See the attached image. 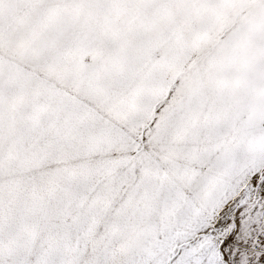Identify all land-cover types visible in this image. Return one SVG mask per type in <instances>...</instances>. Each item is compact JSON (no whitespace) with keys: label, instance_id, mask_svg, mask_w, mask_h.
I'll list each match as a JSON object with an SVG mask.
<instances>
[{"label":"snow or ice","instance_id":"1","mask_svg":"<svg viewBox=\"0 0 264 264\" xmlns=\"http://www.w3.org/2000/svg\"><path fill=\"white\" fill-rule=\"evenodd\" d=\"M0 264H264V0H0Z\"/></svg>","mask_w":264,"mask_h":264}]
</instances>
